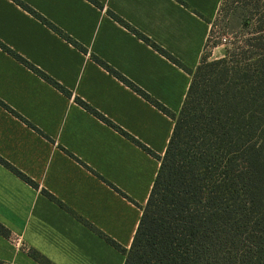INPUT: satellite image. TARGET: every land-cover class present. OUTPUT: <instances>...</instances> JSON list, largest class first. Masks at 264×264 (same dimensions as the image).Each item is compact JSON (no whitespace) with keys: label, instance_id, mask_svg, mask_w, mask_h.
Segmentation results:
<instances>
[{"label":"crops","instance_id":"1","mask_svg":"<svg viewBox=\"0 0 264 264\" xmlns=\"http://www.w3.org/2000/svg\"><path fill=\"white\" fill-rule=\"evenodd\" d=\"M21 1L62 33L0 0V41L71 96L0 46V157L36 183L0 162V261L124 264L87 223L129 249L160 160L76 97L163 156L174 120L93 56L178 113L191 75L119 19L195 69L223 0Z\"/></svg>","mask_w":264,"mask_h":264},{"label":"trees","instance_id":"2","mask_svg":"<svg viewBox=\"0 0 264 264\" xmlns=\"http://www.w3.org/2000/svg\"><path fill=\"white\" fill-rule=\"evenodd\" d=\"M14 1L62 33L29 5ZM225 1L219 13L223 12L224 29L234 35V40L220 58L210 60L204 53L195 69L119 19L191 75L178 113L93 56L174 120L163 156L76 97L79 104L160 160L129 249L86 222L126 255L124 264H264V0H239L232 10L225 8ZM210 39L211 33L206 49ZM0 46L71 96L1 41ZM0 162L36 185L1 157ZM0 233L11 236L1 222ZM30 254L43 264H51L36 251Z\"/></svg>","mask_w":264,"mask_h":264},{"label":"rangeland","instance_id":"3","mask_svg":"<svg viewBox=\"0 0 264 264\" xmlns=\"http://www.w3.org/2000/svg\"><path fill=\"white\" fill-rule=\"evenodd\" d=\"M238 1L239 0H226L225 8L232 10L238 5ZM225 22L223 12H220L219 15L212 20L211 39L205 50V54L210 60L222 57L229 43L234 40V35L224 29Z\"/></svg>","mask_w":264,"mask_h":264},{"label":"built area","instance_id":"4","mask_svg":"<svg viewBox=\"0 0 264 264\" xmlns=\"http://www.w3.org/2000/svg\"><path fill=\"white\" fill-rule=\"evenodd\" d=\"M0 264H15V263L10 261H0Z\"/></svg>","mask_w":264,"mask_h":264}]
</instances>
